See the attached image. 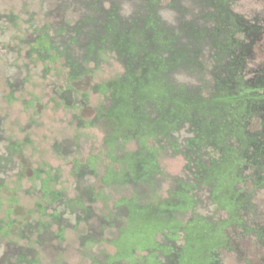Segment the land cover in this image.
Instances as JSON below:
<instances>
[{"label": "trees", "instance_id": "trees-1", "mask_svg": "<svg viewBox=\"0 0 264 264\" xmlns=\"http://www.w3.org/2000/svg\"><path fill=\"white\" fill-rule=\"evenodd\" d=\"M230 1L35 0L51 19L16 20V53L25 48L30 64L35 54L41 76L61 60L64 107L89 108L94 94L91 117L71 123L101 137L82 158L77 139H53L45 153L71 156L68 170L30 168L24 131L35 120L15 138L0 112V264H68L66 249L101 245L113 252L99 248L91 264H222L233 239H263L264 69L245 68L261 28ZM2 37L0 52L13 43ZM105 65L112 75L95 79ZM77 80L95 81L80 93ZM167 155L182 157L180 174L163 170ZM18 192L31 200L25 210Z\"/></svg>", "mask_w": 264, "mask_h": 264}, {"label": "rangeland", "instance_id": "rangeland-1", "mask_svg": "<svg viewBox=\"0 0 264 264\" xmlns=\"http://www.w3.org/2000/svg\"><path fill=\"white\" fill-rule=\"evenodd\" d=\"M34 1L0 0V28L3 34L6 32L7 36L13 39L14 43L6 45V51L0 52V108L2 109L0 112L7 115L6 128L15 138L22 137L23 133L19 132V129L29 117L32 116L35 120L34 125L24 131V134L28 133L29 139L32 140V146L35 147L32 152L27 149V153L23 158L28 167L32 168L39 165L44 170L50 168V171L60 167L61 172H64L70 166L71 156L67 158H52L45 151L53 139H77L81 143L79 158L88 154L94 155L99 151L98 140L101 137L100 132L95 127H77L71 123V118L75 113L86 119L90 118L92 114L90 108L96 102V98L92 94V103L89 108L72 110L64 107L54 90V87L60 84L56 73H59L60 76L64 71L61 66V60L57 59L54 64H51V70L48 71L47 75L41 76L40 68L42 63L36 58L35 54L32 55L33 63L30 64L24 56L25 48L22 49L21 53H16V35H24L21 31L16 34V20L21 26L22 24L24 25V20H27L30 16H33V19L40 24L51 19V15L46 14L44 7L37 9V3ZM230 9L242 15L246 20H252L253 17L258 18V24L261 29L251 48L245 68L247 71L264 69V0H231ZM171 14L167 9L162 11L163 19L169 25L173 22ZM8 16H10V19ZM2 36L0 35V41H2ZM23 64L29 66L28 76L25 82L16 89V76L25 77V69L21 66ZM112 73L111 67L105 65L101 72L96 73L95 79L107 78ZM94 81L89 80L85 84L77 80L73 84L77 91L82 93ZM9 82L14 84L11 92L12 98L10 102L4 103V97L9 93L7 88ZM27 102L28 104H26ZM161 165L167 175H178L181 172L183 159L179 155H167L161 160ZM20 185L22 190L30 188V183L26 179H23ZM162 196L164 195L162 194ZM16 197L14 205L17 208L25 210L30 206L31 200L27 195L18 192ZM115 197L113 196L112 199H115ZM15 206H12V208ZM197 211L208 213L212 211V207L207 205L204 208H198ZM258 212L264 214V207H260ZM14 216V213L11 214V217ZM99 248L104 250L106 254L113 252V248L103 245L87 248L83 255L79 254L75 249H66L67 262L68 264H91L89 256L94 255ZM2 251L3 243L0 242V254ZM220 255L222 264H264V237L259 241H255L251 237L242 238L241 240L233 239L230 248L220 250ZM41 264H49V261L43 259Z\"/></svg>", "mask_w": 264, "mask_h": 264}, {"label": "flooded vegetation", "instance_id": "flooded-vegetation-1", "mask_svg": "<svg viewBox=\"0 0 264 264\" xmlns=\"http://www.w3.org/2000/svg\"><path fill=\"white\" fill-rule=\"evenodd\" d=\"M252 20H253V24H254V25H252V27H253L254 29H257V30H258L259 28H261V26H260L259 24L257 25V22H258V18H257V17H253ZM254 37H255L256 39L258 38V37H256V36H254ZM253 42H254V41H253ZM253 42H252V43H253Z\"/></svg>", "mask_w": 264, "mask_h": 264}]
</instances>
